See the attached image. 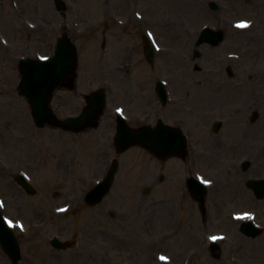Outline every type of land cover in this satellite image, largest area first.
Wrapping results in <instances>:
<instances>
[{
  "label": "flooded vegetation",
  "instance_id": "1",
  "mask_svg": "<svg viewBox=\"0 0 264 264\" xmlns=\"http://www.w3.org/2000/svg\"><path fill=\"white\" fill-rule=\"evenodd\" d=\"M27 1L0 0V37L5 38L2 27L7 23L9 27L12 14L20 20V25L15 28L20 32L25 31L23 24L27 20L30 21L26 17ZM33 1L37 8L41 0ZM32 5L33 3L30 1L29 6L32 7ZM138 5V1L134 0V22H130V19H127L125 28L121 26V23L110 24L105 21L103 23L104 31H101L99 35L100 48L96 57H93V52L90 48L85 55L90 58L88 62L92 60L93 69L98 70V86L104 90L106 106L99 116L97 127L89 128L79 134L68 132L73 136V139L71 138L72 140H70L73 146L70 148V152L73 155L68 161L67 169V180L69 190L70 192L72 191L70 194L72 197L65 201L69 206V211L64 214H57L55 210L58 205L46 202L44 211L34 210L33 219L38 221H34L30 225L34 227L44 225L46 228H50L49 226L53 225V236L64 239V230L69 226L73 229L74 226L76 227L74 215L76 210L81 207V210L84 211V217L79 225L87 232L86 242L64 243L65 247L68 248L57 250L50 243H35L36 238L34 239L30 233H25L22 236L19 233H15L20 258L18 261L13 262L11 256L5 251L6 244L10 247L12 243H0V264H44L38 256L39 253L42 254L44 252L47 260H50L48 259L49 256L61 255L70 249L74 251L76 246L79 249L77 253L82 256L84 261L80 262V264H87L88 259L91 257V248L99 251L105 250L106 247L113 249V255L115 256V260H112L109 254L104 253L107 254L106 256L109 255L110 263L115 261V264H122V262L127 261L139 264L146 258L150 251L149 247L153 243H122L123 235L126 236L127 241L137 238L136 229L139 220L138 215H135L134 211H136L138 206L139 198H152V204L159 207L151 212L152 214L148 218L151 222L153 218L158 216L163 224L166 225L167 220L163 218V209L166 208V202H170L174 209L178 211V219L176 221L183 220L186 211L184 208L186 206V193L189 196V201L195 205L197 212L201 216H205L206 203L197 200L188 191V179L190 176H186L185 163L187 157L191 170L194 172L200 169L202 165L204 166V162L211 163L210 166L213 165L215 175L214 181H212V189L215 197L223 196L222 194L224 193L229 194L231 192L230 189H233L236 184H238L239 188L236 192L240 193L241 196L246 195L247 192L252 197V208L249 210L254 214L260 215L258 218V223L262 229L260 236L264 235V197L258 198L257 192L246 185V160L249 161L248 169L251 168V162L257 167L264 164L262 158L264 155V124L253 128L247 127L246 124L255 125L257 122L261 123L260 120L264 118V115H259L257 108L259 104H257L258 100L256 98H253L252 103L257 104L255 107L257 109L250 110L249 100H246L245 94L246 82L251 80L254 84L263 83L264 77L262 79L261 74L252 75V73L258 72H255L250 65H247L249 66L247 68L243 66L240 71H237V68L232 69V66L228 65L230 63L234 65L228 57L231 54H226V57L224 56L225 59H223V57L219 56L222 55L221 53L214 55L212 58L214 61L212 64L214 68L216 67L214 81L205 78L202 72L199 79L187 81L184 75L186 65L182 62L178 65H172L173 63L169 59L168 54L161 53L162 59L159 62V69H156L154 63L149 64L144 55V47L146 39H148L146 33L147 31L154 33L153 23L148 20V16H151L149 10L151 6L145 7L142 4L140 6L141 12L138 14ZM142 10H145L147 14ZM38 17V15L35 16V18ZM110 26L114 27L113 31H109ZM128 26L132 28L129 34L125 33V29ZM234 26L235 21L231 22V24L225 23L223 29L229 27L234 30V33H249L248 30H235ZM215 28L223 33V39L218 45L220 46L226 38V33L221 29L220 25ZM82 29L88 28L82 27ZM163 31H165L163 34H168L166 33V27L162 28L161 32ZM62 34L67 35L76 45L85 44L90 40L86 31L77 36L76 38H79L77 40L73 39L72 34L68 33V30L63 31ZM158 35L161 36V33L159 32ZM175 35V38H177V34ZM157 41L160 42L158 38ZM254 41L255 39L250 42L252 46ZM138 45L140 48L136 49ZM238 46L239 49H243L240 44ZM8 47L7 45L6 48ZM250 47L251 45L246 47V50L250 49ZM141 48H143L142 51ZM174 51V57L176 58L177 55L181 59L180 53L183 52V48H180V46L175 47ZM203 58L204 56L201 54L199 59ZM224 60L226 61L224 62ZM139 64L142 69H144V64L146 65V71L151 76L152 83H149L143 76L140 79H134L135 70ZM79 66L77 58L76 75L68 88L70 96L68 97L67 106L70 117L78 115L90 104L88 93L78 94L76 83L80 78L78 74ZM195 71L199 72V66L195 68ZM235 72L238 73L239 79L229 80L228 78L232 77ZM156 74L158 78L163 77L165 82L164 90L166 96L164 99L157 93L159 80L155 79ZM195 90L197 94H195ZM236 90L240 93L239 98L234 96ZM114 97L119 98L118 102L113 100ZM77 98L82 101L80 107L75 104V99ZM76 109L78 111L74 112ZM119 116H122L127 125L134 130L146 126L150 132H155L159 124L166 126L169 128L168 130L170 128L178 129L189 138V151L186 152L185 157L180 155L159 158L151 151L138 148L145 153L144 156L147 159H122L121 155L118 156L114 143ZM167 132L169 133L170 131ZM80 137H82L81 141L85 146L83 151L87 153L88 160L77 159L79 150L74 145L76 144L75 139L79 140ZM167 139V144L170 145L169 137ZM107 149H110L111 153ZM257 149L263 155L254 151H257ZM115 164L117 171L109 193L99 205L88 206L84 203V197L92 188L90 184L92 180H89V173L91 171L93 174L98 173L93 180H99ZM146 165L145 176L130 175L135 168ZM126 166L127 168L124 169ZM123 173H126L124 177L122 176ZM254 178L264 180L262 174ZM23 193L26 195L25 192ZM24 204L25 202L20 205L23 211L21 215L17 212L11 213L10 210L12 209L7 203H3V209L8 215L11 213L10 217L14 220L28 225L25 222ZM45 216H47L46 219L44 218ZM70 216L71 220L68 219ZM54 219L67 221V223L51 224ZM221 222H224V227L233 224L231 219ZM145 226L149 232V226L146 223ZM61 232L62 234H60ZM172 232L174 231H169L168 234ZM129 233L131 234L129 235ZM73 237L71 238L73 239ZM72 239L66 240L72 241ZM178 244L192 245L191 249L193 250L190 252L188 250L183 251L180 256V264H192L194 254L201 248L200 246L203 243ZM255 244L257 250L259 249L260 251V255L264 256V243ZM205 245L209 255L212 257L211 261L205 263L198 258L194 259L193 264H264V257H260V255L259 258L255 259L246 258L242 261H236L233 258H229L227 262H224L210 252L211 243H205ZM216 247L217 249L219 248L218 243ZM187 252L191 255L189 260L185 256Z\"/></svg>",
  "mask_w": 264,
  "mask_h": 264
},
{
  "label": "rangeland",
  "instance_id": "2",
  "mask_svg": "<svg viewBox=\"0 0 264 264\" xmlns=\"http://www.w3.org/2000/svg\"><path fill=\"white\" fill-rule=\"evenodd\" d=\"M32 2V7L29 2ZM140 6H151L149 8L151 16L148 20L153 23V28L156 32L157 38L161 41L166 48H169L168 57L172 61V65L185 64V78L186 80L195 81L199 79L201 72L205 78L214 81L215 69L213 64V56L219 55L226 57V54H238L239 58H232V69L240 71L243 66L250 65L254 71L252 75L261 74L264 77V0H137ZM216 2L218 10L212 12L208 9L209 2ZM26 9V17L32 21L30 23L34 28L25 29L24 32L18 31L15 27L20 25V20L13 14L10 17L9 27L8 23L3 25L2 30L4 36L0 37V197L4 198L6 203L9 204L11 213L23 212L20 205L25 202V222L30 226L34 223V210H45L46 202L52 205H63L68 196H71L69 190V183L67 180L68 161L72 158L70 148L73 147L71 141L73 136L65 131L55 129L50 126H45L38 129L34 126L30 113V107L23 97L19 95L18 86L21 81V76L18 72V61L20 59H44L51 57L53 54V47L56 40L60 37L63 31L68 30L73 39L81 35L75 33L74 29L83 30L82 27L88 28V35L90 42L85 44H78L79 51V67L78 74L80 78L77 80L76 86L78 94L82 95L94 90L98 87V70L93 69L92 60L85 55L92 49L93 57H96L100 48L99 35L103 29L105 15H108L107 22H112L111 15H116L120 21L130 19L134 22L133 9L134 0H68L69 9L66 13L60 14L54 9L52 0H41L36 8L33 0H28ZM145 14L147 12L145 10ZM150 14V13H149ZM38 15V18L35 16ZM238 19H246L251 21V28L249 33H234V30L229 27L223 29L225 23ZM35 23V24H34ZM39 25H38V24ZM226 33L224 42L218 47L201 46L195 48V32L201 27H217ZM29 26V24H28ZM39 26V27H38ZM166 27L165 31L162 28ZM113 26H110L109 31H113ZM132 31L128 26L125 33ZM233 33V34H231ZM177 34V38H175ZM127 36V35H126ZM253 42L254 45L250 42ZM89 44L87 45V43ZM5 43V44H4ZM238 44L243 49H239ZM6 45L9 47L6 48ZM235 45V46H234ZM246 50V47L250 46ZM183 48L180 53L181 59L175 56L174 48ZM139 45L136 49H139ZM143 48H141V51ZM167 50V49H166ZM249 50V51H248ZM140 51V53H141ZM194 51H200L204 56L203 59H196L193 56ZM246 53V54H245ZM161 55L158 56L156 61V69H159V62ZM183 60V61H182ZM226 60H224L225 62ZM228 63V62H227ZM199 66V72L195 68ZM144 64L142 69L139 64L135 70V78L140 79L142 76L152 83L151 76ZM241 74V72H240ZM226 77V76H225ZM251 78V77H250ZM156 79V78H155ZM163 79V77L161 78ZM229 80L239 79L238 73H233ZM84 84H86L84 86ZM206 90V89H205ZM195 94L196 90H195ZM246 100H249L250 110H259V115H264V82L254 84L250 81L246 82ZM70 93L67 89L57 90L51 99L50 107L52 111L61 119L65 118L68 112V97ZM236 98L240 97V93L236 90L234 92ZM253 98L258 100L257 108L252 103ZM113 100L118 102L119 98L114 97ZM75 104L80 107L82 101L80 98L75 99ZM76 109L74 112H77ZM132 112V110H130ZM261 123L255 125L246 124L247 127L253 128L264 124V118L260 120ZM264 127V125H263ZM72 138V139H71ZM81 138L75 139L74 145L78 149L77 159L88 160V155L84 152V144ZM264 143V142H263ZM201 149V147H199ZM109 153L110 149H107ZM257 154L263 155L257 149L254 150ZM145 153L139 149H131L124 155L122 159H147ZM109 156V155H108ZM264 160V155L262 156ZM206 163V164H205ZM186 176L189 173L193 174L191 166L186 158ZM211 164V163H210ZM209 163L204 162V166L196 170L202 172L201 178L205 181H214V167ZM146 166L135 168L131 172V176L146 175ZM127 166L124 168L126 169ZM19 173L29 174L36 188V195H25L21 188L15 182V176ZM126 173H123L124 177ZM264 176V164L257 167L251 162V168L246 172V177H253L258 175ZM89 180L96 178L98 173H89ZM79 186V185H78ZM238 184L233 189H230L229 194H222L223 196L215 197L212 187L209 189L205 199V216H201L195 205L189 201V196L186 193L184 207L186 209L184 218L181 221H176L178 211L170 202L165 203L163 209V218H165L166 225L163 224L161 219L157 216L153 218L152 222L148 220L151 212L159 208L152 204V198L141 197L138 200V206L135 215H138L136 234L137 238L126 241L125 243H153L146 258L139 264H180V256L183 251H191L192 245H181L178 243H203L200 249L194 254V259L200 258L203 262L209 263L211 256L206 248L205 243H208V238L214 237L213 235H224L225 239L219 244V248L214 253L222 261L227 262L230 258L236 261H242L246 258L255 259L259 258L260 251L257 250L255 243H264V235L259 236L255 240L245 238L239 232V225L236 220L244 218L253 223L258 222L259 214H256V219L251 217L252 208L251 196L248 193L241 196L238 191ZM55 192V193H54ZM78 208L75 212L76 227L74 229L69 226L64 230V239H72L76 243H85L86 231L79 225L84 217V211ZM78 211V212H77ZM8 215L7 212H4ZM232 214H237L234 218L233 224L224 227V220L231 219ZM175 215V216H173ZM45 219L47 216L44 217ZM71 220V216L68 217ZM32 221V222H31ZM67 221H59L54 219L51 224H66ZM145 223L149 226V232ZM50 228H45L36 234L37 240L35 243H48L50 236L54 234L53 225ZM130 231V230H129ZM169 231L172 236H168ZM62 234V232L60 233ZM131 233H129L130 235ZM39 237V238H38ZM126 236L123 235V238ZM126 239V238H125ZM69 241V240H68ZM166 243V244H164ZM110 244V243H107ZM41 245V244H40ZM78 246L73 251L70 249L66 253L57 256H49L47 260L44 252L39 253L44 264H80L84 262L82 256L77 253ZM109 254L112 260H115L113 249L106 247L105 250L96 251L91 248V257L88 259L87 264H113L110 263ZM186 253L188 260L191 258L190 253ZM47 253V252H46ZM164 255V256H163ZM106 256V257H105ZM264 257L260 255V257ZM162 258V260H161ZM166 259H170L168 263ZM115 264V263H114ZM122 264H131V262L124 261Z\"/></svg>",
  "mask_w": 264,
  "mask_h": 264
},
{
  "label": "water",
  "instance_id": "3",
  "mask_svg": "<svg viewBox=\"0 0 264 264\" xmlns=\"http://www.w3.org/2000/svg\"><path fill=\"white\" fill-rule=\"evenodd\" d=\"M54 1L56 3L57 9L62 10V2L60 0ZM209 7L211 10H215L216 5L215 3L211 2L209 3ZM219 36L221 38L220 34L215 35L210 29L206 28L202 32L198 45L204 42H212V44H216L218 42ZM146 55L148 59H151V52L147 51ZM75 68L76 50L66 38H62L60 40L53 58L45 61H32L28 59L19 63V72L22 77V82L19 85V93L28 100L32 117L37 127L42 128L48 124L52 127L62 128L64 130L74 129L75 131L79 132L89 126V121H93L92 126L96 125V116L102 111L104 107V94L101 91L95 92L92 94V96H90L92 99L93 108L91 107L90 109L85 110L83 115L74 120L67 119L64 121H58L49 109V102L53 92L58 87L65 86L67 82L74 78ZM170 136V142L172 141L171 145L167 144L168 141L165 139V133L163 132H156L153 134V142L150 143V133L148 130L142 129L137 132H132L130 130L127 131L123 125H120L117 138L119 142H122L117 146L119 147L120 151H123L133 145H139L159 156L165 154L182 155L184 153V139L178 137L179 144L177 147L173 139L174 137L179 136L178 133L171 132ZM165 144L167 145L165 146ZM17 181L29 192H32L29 185L25 183L22 177H19ZM104 186L99 185L90 193L89 198L93 199L90 202L91 204H95L100 201L103 193L106 192L104 188L107 189L108 184L105 187ZM190 190L192 192L198 190L204 192L202 187L193 183L190 184ZM202 194L204 195V193ZM87 200L89 201L88 198ZM240 231L243 234L253 238L258 235V230H256L250 223L242 225ZM0 234V240L2 243H11V236L8 230L1 227Z\"/></svg>",
  "mask_w": 264,
  "mask_h": 264
},
{
  "label": "snow or ice",
  "instance_id": "4",
  "mask_svg": "<svg viewBox=\"0 0 264 264\" xmlns=\"http://www.w3.org/2000/svg\"><path fill=\"white\" fill-rule=\"evenodd\" d=\"M246 26H247V25H243V24H242V25H239V27H246Z\"/></svg>",
  "mask_w": 264,
  "mask_h": 264
},
{
  "label": "bare ground",
  "instance_id": "5",
  "mask_svg": "<svg viewBox=\"0 0 264 264\" xmlns=\"http://www.w3.org/2000/svg\"><path fill=\"white\" fill-rule=\"evenodd\" d=\"M242 221H244V219H241V220H240V223H241Z\"/></svg>",
  "mask_w": 264,
  "mask_h": 264
}]
</instances>
